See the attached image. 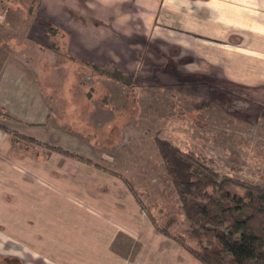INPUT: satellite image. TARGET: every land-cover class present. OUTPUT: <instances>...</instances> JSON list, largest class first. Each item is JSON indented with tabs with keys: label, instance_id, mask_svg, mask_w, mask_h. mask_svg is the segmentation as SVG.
I'll return each mask as SVG.
<instances>
[{
	"label": "crops",
	"instance_id": "1",
	"mask_svg": "<svg viewBox=\"0 0 264 264\" xmlns=\"http://www.w3.org/2000/svg\"><path fill=\"white\" fill-rule=\"evenodd\" d=\"M60 29L69 33L62 48ZM152 45L179 55L182 72L213 79L264 110V0H0V119L67 133L76 147L70 152L104 160L106 168L126 166L119 152L131 121L155 116L140 115L141 107L139 115L126 113L127 98L136 95L140 106L150 93L141 85L132 92L118 80L80 81L78 73L109 67L137 72L142 54L159 56L149 51ZM176 84L171 79L157 88ZM196 109L203 115L205 109ZM66 111L69 126L62 124ZM246 112L252 115L253 108ZM3 125L13 128L0 123V264L194 260L144 211L131 179L52 148L47 161L25 173L27 165L9 156L16 144ZM19 183L36 189L27 192Z\"/></svg>",
	"mask_w": 264,
	"mask_h": 264
},
{
	"label": "rangeland",
	"instance_id": "2",
	"mask_svg": "<svg viewBox=\"0 0 264 264\" xmlns=\"http://www.w3.org/2000/svg\"><path fill=\"white\" fill-rule=\"evenodd\" d=\"M58 32L60 39L59 41L57 39V44L59 42L60 48L65 47L69 33L64 29ZM53 34L50 32V36L46 38L45 43L48 48L53 46ZM152 49H155L153 45L149 51ZM155 51L159 56L142 54V67L137 72L124 71L126 74L135 73L137 76L132 84L125 83L130 91L133 92L136 85H141L146 86V90L150 93L142 97L140 106L137 103V96L130 93L125 112L129 113L134 109L135 115H139L141 107L140 115H155L154 119L149 121L142 117V119L137 118L131 121L127 131L129 136L125 135V144L124 142L120 144L122 148L119 152V155H125L123 158L127 165L108 168V171L131 179L143 205L153 215L158 227L166 228L172 234H178L186 230L188 221L183 213L181 202L173 191L166 166L157 149L155 137L169 139L185 151L193 150L202 156H207L211 159L210 164L221 172H228L264 185V110L262 104H248V97L241 92L232 90L230 87L218 88L213 79L201 78L197 72H182L179 55H164V51L160 49ZM115 68L117 67L105 69L112 71ZM103 69L94 68L86 74L78 73L77 80H117L115 77H109ZM65 76L67 75L62 74L61 79ZM171 79L178 83L177 87L157 88L161 83ZM181 81L187 82L188 85L181 86L179 84ZM171 91L173 95L169 94ZM82 106H85L84 101ZM62 107L68 109L69 105ZM196 108L205 109L203 115L198 114ZM248 108H253L252 115L246 114ZM66 114L62 117L64 120L62 124L69 126V120H67L69 111H66ZM180 118L182 122L179 121ZM4 120L0 119V123L12 125L13 128L3 126L12 131L11 139L16 144L9 156L27 165L26 169L23 166L25 173L35 172L36 162L43 163L49 159L47 152L50 148L49 144L68 151L70 147H75L73 137L65 133L69 131V128L64 129L63 133L67 134L65 135L47 128L39 127L40 130H38L39 128L28 123L25 125V121L15 120L11 123ZM79 138L84 137L79 136ZM93 138L95 140V137ZM129 139L130 142H128ZM77 146L81 148L82 144L78 143ZM101 147L111 148L113 145L102 143ZM80 152L86 155L85 152ZM94 154L97 153L91 152V155ZM95 162L105 164L104 160ZM16 170L18 172V169ZM50 172L57 175L52 170ZM25 176L26 174H23L22 179ZM19 184L21 185L19 187L30 193L36 189L32 184L29 187ZM192 259L194 260H190L191 264H195L194 261L201 264L194 257Z\"/></svg>",
	"mask_w": 264,
	"mask_h": 264
},
{
	"label": "trees",
	"instance_id": "3",
	"mask_svg": "<svg viewBox=\"0 0 264 264\" xmlns=\"http://www.w3.org/2000/svg\"><path fill=\"white\" fill-rule=\"evenodd\" d=\"M103 70L109 77L128 85L137 78L135 73L126 74L119 68ZM155 138L173 191L188 221L183 233L172 234L158 227L161 232L201 264H264V185L221 172L210 164L207 156L185 151L169 139ZM48 146L108 170L93 159L62 147ZM127 183L148 213L134 185ZM152 219L156 223L153 215Z\"/></svg>",
	"mask_w": 264,
	"mask_h": 264
}]
</instances>
